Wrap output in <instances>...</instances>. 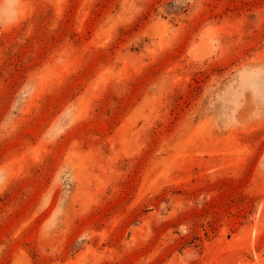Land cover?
<instances>
[{
  "label": "rangeland",
  "instance_id": "374dc122",
  "mask_svg": "<svg viewBox=\"0 0 264 264\" xmlns=\"http://www.w3.org/2000/svg\"><path fill=\"white\" fill-rule=\"evenodd\" d=\"M0 264H264V0H0Z\"/></svg>",
  "mask_w": 264,
  "mask_h": 264
}]
</instances>
